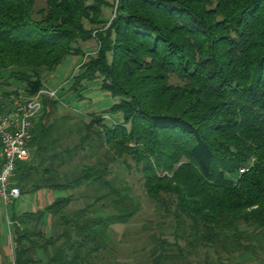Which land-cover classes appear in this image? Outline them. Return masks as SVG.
<instances>
[{"label": "trees", "instance_id": "1", "mask_svg": "<svg viewBox=\"0 0 264 264\" xmlns=\"http://www.w3.org/2000/svg\"><path fill=\"white\" fill-rule=\"evenodd\" d=\"M107 4L0 0V78L15 87L4 96L33 95L45 71L94 39L68 90L83 100L96 82L115 99L84 121L43 98L14 183L21 195L71 192L7 214L11 263L114 259L112 226L140 210L112 175L119 161L154 204L146 264H264V0H117L110 20Z\"/></svg>", "mask_w": 264, "mask_h": 264}, {"label": "rangeland", "instance_id": "2", "mask_svg": "<svg viewBox=\"0 0 264 264\" xmlns=\"http://www.w3.org/2000/svg\"><path fill=\"white\" fill-rule=\"evenodd\" d=\"M109 4L103 6L102 12L104 19L110 20L114 14V10L117 4V0H107ZM114 3V6L112 4ZM44 6V0H35V9ZM81 49L78 53H70L63 57L60 63L51 71H45L42 74L43 87L52 91H56V97L59 101V113H65L67 111L72 112L77 118H81L84 121H88L86 113L99 111L101 109L109 107L115 99L107 92L98 89L96 82H90L86 84L85 97L83 100H77L69 92V86L71 78L76 72L79 65L87 59L90 54H94L96 48L99 47V43L94 39L85 41L80 44ZM6 76V75H5ZM3 78H0V98L4 97L2 91H11L15 89L14 86L5 85ZM118 118V115L114 117ZM132 163L131 160H129ZM132 165V164H131ZM112 175L119 180V178L125 180L130 186L131 193L134 198L140 202V210L135 218L128 224L117 223L112 226L114 233L112 234L117 241L115 247V258L112 259L106 254H101L94 264H146V256L143 250L144 245L147 242V237L151 233H159L156 228V214L153 202L146 196L142 187V181L140 175L133 169H124L122 164L117 161L111 164ZM71 191L69 190H38L32 193L22 194L17 198L13 204H10L7 209L0 202V264H12V250L10 246V234L9 225L6 219L7 214L12 215L24 211H36L43 210L49 203L58 197H64ZM77 195L78 192L74 191ZM82 204V200L72 203V207H79ZM49 214H45L44 222L47 233L50 231ZM167 232V230H164ZM125 234V238L122 234ZM203 251V250H202ZM200 251V257H203V252ZM102 256V257H101ZM105 257V261L102 259ZM264 257V256H263ZM106 262V263H103ZM238 264V263H233Z\"/></svg>", "mask_w": 264, "mask_h": 264}, {"label": "built area", "instance_id": "3", "mask_svg": "<svg viewBox=\"0 0 264 264\" xmlns=\"http://www.w3.org/2000/svg\"><path fill=\"white\" fill-rule=\"evenodd\" d=\"M56 91L39 89L30 96L10 94L0 98V202L5 209L21 196L14 183L17 163L30 157L34 119L44 97L55 98Z\"/></svg>", "mask_w": 264, "mask_h": 264}, {"label": "crops", "instance_id": "4", "mask_svg": "<svg viewBox=\"0 0 264 264\" xmlns=\"http://www.w3.org/2000/svg\"><path fill=\"white\" fill-rule=\"evenodd\" d=\"M30 152H31V147H30ZM50 226V225H49ZM45 230H46V227H45ZM48 230V229H47ZM47 230H46V232H47Z\"/></svg>", "mask_w": 264, "mask_h": 264}]
</instances>
